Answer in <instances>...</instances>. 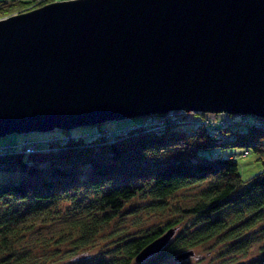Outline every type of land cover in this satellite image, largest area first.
Segmentation results:
<instances>
[{
	"label": "water",
	"instance_id": "1",
	"mask_svg": "<svg viewBox=\"0 0 264 264\" xmlns=\"http://www.w3.org/2000/svg\"><path fill=\"white\" fill-rule=\"evenodd\" d=\"M170 110L264 117V0H53L0 18V136Z\"/></svg>",
	"mask_w": 264,
	"mask_h": 264
},
{
	"label": "trees",
	"instance_id": "2",
	"mask_svg": "<svg viewBox=\"0 0 264 264\" xmlns=\"http://www.w3.org/2000/svg\"><path fill=\"white\" fill-rule=\"evenodd\" d=\"M14 5V0H0V16ZM177 118L165 116L160 130L136 125L112 138L97 136L99 131L53 137L33 150L28 148L34 140L28 138L24 144L0 147V264H31L16 242L54 222L66 223L53 237L56 242L69 241L71 250L93 244L95 237L113 233L110 222L122 211L131 213L139 197L149 209L172 210L179 217L134 237H127L124 228L112 234L110 255L96 264L141 263L135 255L142 247L170 228L174 232L181 218L189 223L144 264L192 251L218 236L231 241L230 257L244 253L259 236L262 257L237 264H264V119L255 120L260 124L230 121L222 131L233 138L218 143L203 126L182 128V117ZM218 145L250 148L261 170L242 178L235 157L222 155ZM191 186L199 187L197 198L179 203L177 193Z\"/></svg>",
	"mask_w": 264,
	"mask_h": 264
},
{
	"label": "rangeland",
	"instance_id": "3",
	"mask_svg": "<svg viewBox=\"0 0 264 264\" xmlns=\"http://www.w3.org/2000/svg\"><path fill=\"white\" fill-rule=\"evenodd\" d=\"M53 0H14V8L10 9L6 13L3 12L0 18L10 16L12 14H19L20 12L28 11L39 7L40 5L51 2ZM25 2H28L25 4ZM177 111V110H176ZM162 115L174 118L175 116L182 117L181 120L184 123L179 124L180 127L185 128L187 126L194 127L196 124H204V120L209 119L212 125H221L222 120L226 118L228 121H239L247 122L243 119L245 115L242 113H226V112H175L170 114L169 111L162 114H147L142 116L121 118V119H111L106 120L102 123L95 125H79L67 130V132L59 129L53 128L45 131L41 130H32L25 133H9L4 136H0V147L4 144H12L13 147L17 143L24 144L26 143V138L33 139V148L38 143L37 148L45 144V140H52L53 137L57 138H66L71 134L74 135H88L95 134V132L101 131L107 137L112 138L118 134H123L130 131L132 128H135L136 125L145 126L147 123L149 126L153 122L164 120ZM255 120H263L254 115H250ZM234 126L240 125L234 123ZM222 126V125H221ZM132 127V128H130ZM100 128V129H99ZM33 137V138H30ZM215 140V139H214ZM216 142V140H215ZM9 147V145H8ZM215 148L221 150L222 155L234 156L237 165L238 171L242 178H247L253 174H256L261 170V163L257 158V154L243 145H218ZM250 149V150H249ZM30 150V149H28ZM32 150V149H31ZM199 190L198 186L187 187L179 191L176 195V199L181 204H189L194 202L197 198V192ZM135 206L132 208V212H121L120 216L115 220L110 222L109 231L116 234L122 232L127 234V237H134L146 230L152 229L156 226H161L169 220H173L179 215L175 214L172 210L167 211H153L147 206V202L144 201V198H136ZM228 218H231L232 214L228 213L225 215ZM189 220L181 218L179 222L174 226L173 234L177 233L180 229H183ZM65 222H54L52 224H47L39 226L30 233L25 234L16 242L18 248L23 249L27 253V263L31 264H96L98 260L102 257H107L110 255V248L113 245L114 241L111 238L113 236L111 233H103L98 237H95L93 244L86 245L82 248L71 250L68 247L70 242L66 241L63 243L56 242L53 237H56L58 232H62L65 229ZM172 234V235H173ZM258 238L254 239L253 242L249 243L247 249L244 253L240 252L233 253L234 257H230L232 253H228L226 250L232 245L231 241L225 243L222 241L221 236L210 239L209 241L195 246L192 249V254L188 255L185 258H175V254H166L161 258H157L152 261L150 264H237L240 262H248L251 259H259L262 257L261 245L263 240L258 242ZM115 242H118L115 241ZM154 257V256H153ZM156 257V256H155ZM145 261L141 263L136 262L132 264H144ZM259 264V263H253Z\"/></svg>",
	"mask_w": 264,
	"mask_h": 264
},
{
	"label": "built area",
	"instance_id": "4",
	"mask_svg": "<svg viewBox=\"0 0 264 264\" xmlns=\"http://www.w3.org/2000/svg\"><path fill=\"white\" fill-rule=\"evenodd\" d=\"M170 112V114H172V113H175V112H181V111H169ZM178 116H175V120H177L178 118H177ZM243 119H245V120H247V123H252V124H260V123H258V122H256L255 121V119H253L250 115H245V117H243ZM204 122V124H199V122H198V125H201V126H203L204 127V130H205V132L208 134V135H210V136H212V137H214L219 143H221L222 141H224L223 139L225 138L226 140L227 139H232L233 138V136H231V135H227V134H225V133H223V131H222V126L223 125H227V124H229L230 122L228 121V120H226V119H223L222 120V126L221 125H219V126H217V125H212L211 123H210V121H209V119H206V120H204L203 121ZM164 125H166L165 124V122H164V120H160V121H156V122H153L152 124H151V126H149V124L147 123L144 127H147V128H149V129H151V130H160L161 128H163L164 127ZM103 133L100 131L99 133H97L96 135L97 136H101ZM28 140H26V142H27ZM28 149H32L33 150V143H29V148Z\"/></svg>",
	"mask_w": 264,
	"mask_h": 264
},
{
	"label": "bare ground",
	"instance_id": "5",
	"mask_svg": "<svg viewBox=\"0 0 264 264\" xmlns=\"http://www.w3.org/2000/svg\"><path fill=\"white\" fill-rule=\"evenodd\" d=\"M170 111H173V110H170ZM166 113V112H165ZM162 114V113H161ZM243 114H249V113H246V112H244ZM250 115H254V114H250ZM254 116H257V117H259V118H263L264 119V117H261V116H258V115H254ZM100 124V123H99Z\"/></svg>",
	"mask_w": 264,
	"mask_h": 264
}]
</instances>
